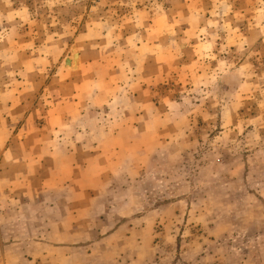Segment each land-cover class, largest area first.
<instances>
[{"label": "rangeland", "instance_id": "374dc122", "mask_svg": "<svg viewBox=\"0 0 264 264\" xmlns=\"http://www.w3.org/2000/svg\"><path fill=\"white\" fill-rule=\"evenodd\" d=\"M0 264H264V0H0Z\"/></svg>", "mask_w": 264, "mask_h": 264}, {"label": "water", "instance_id": "95a60500", "mask_svg": "<svg viewBox=\"0 0 264 264\" xmlns=\"http://www.w3.org/2000/svg\"><path fill=\"white\" fill-rule=\"evenodd\" d=\"M73 52H75V51H73ZM75 53H76V52H75ZM72 54H73V53H72ZM76 55L79 56V58H80V55H78V53H76ZM65 64H66V67L71 68V66H70V57L66 60ZM77 68H78V67H77ZM74 69H76V68L74 67Z\"/></svg>", "mask_w": 264, "mask_h": 264}, {"label": "bare ground", "instance_id": "6f19581e", "mask_svg": "<svg viewBox=\"0 0 264 264\" xmlns=\"http://www.w3.org/2000/svg\"><path fill=\"white\" fill-rule=\"evenodd\" d=\"M74 61L77 62L78 61V58H75L73 61H71V64L74 63Z\"/></svg>", "mask_w": 264, "mask_h": 264}]
</instances>
